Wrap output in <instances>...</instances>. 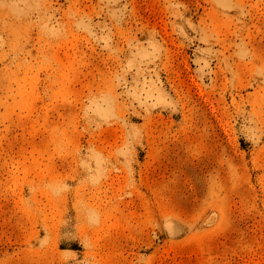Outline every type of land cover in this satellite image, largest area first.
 I'll use <instances>...</instances> for the list:
<instances>
[{
    "label": "rangeland",
    "instance_id": "1",
    "mask_svg": "<svg viewBox=\"0 0 264 264\" xmlns=\"http://www.w3.org/2000/svg\"><path fill=\"white\" fill-rule=\"evenodd\" d=\"M0 264H264V0H0Z\"/></svg>",
    "mask_w": 264,
    "mask_h": 264
}]
</instances>
